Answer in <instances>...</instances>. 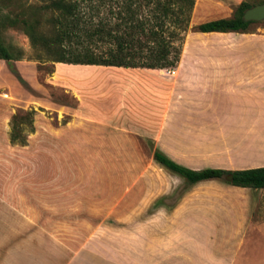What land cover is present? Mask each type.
<instances>
[{"label": "rangeland", "instance_id": "374dc122", "mask_svg": "<svg viewBox=\"0 0 264 264\" xmlns=\"http://www.w3.org/2000/svg\"><path fill=\"white\" fill-rule=\"evenodd\" d=\"M38 1L11 0L1 5L5 11L18 10ZM243 1L199 0L186 39L193 40L192 44L194 41L206 44L209 51L205 50L204 55L208 64L228 69L231 85H253L260 81L264 85V21L252 24L247 36H202L193 30L201 23L232 17ZM249 1L257 6L264 0ZM3 36L8 45L24 51L20 65L26 70L25 74L19 72L27 85L20 83L2 60L14 77L1 79L0 85V196H6L11 206L34 212L39 224L54 220L56 225L71 226L73 233L69 235L55 233L56 244L64 249L70 246L72 253L85 246L108 260L106 264H143L144 259L146 264H185V261L190 264L191 260H204L192 245L197 241L190 240L194 232L187 233L192 219L194 225L201 226L208 220L215 226L231 229L247 224L249 215L256 218L264 204L256 206L264 190L235 187L225 178L189 186L157 164L153 152L162 149L179 163L196 170L209 167L239 170L264 166V140L260 141L263 144L255 139L229 140V131L213 122L208 131L206 127L185 129L188 124L183 122L184 130L177 132L181 137L169 136L173 132L168 130L162 138L157 134L131 138L116 131L126 124L117 118V123L113 121L117 105L110 96L105 99V94H111L107 91L109 87L102 91L103 96L92 101L98 113L94 112V121L85 118L86 112L77 114V121L73 122L72 116L46 107L51 102L78 108V101L68 90L51 82L56 80L52 78L55 72L49 73L52 63L35 59L29 38L20 29L7 28ZM250 36L254 40L246 41L245 37ZM223 43L230 44V52L226 50L230 57L228 53L222 57L212 51V47L218 48L212 44ZM91 69L98 70V75L111 72L102 66ZM86 70L89 69H62L61 75L72 78ZM27 72L32 76H26ZM168 73L175 74V69L169 68ZM62 77L58 80L62 81ZM32 110L35 132L24 124L26 144H12L13 115ZM102 118L107 121H100ZM209 131L212 136H208ZM48 212H54L55 218H50ZM223 217L233 218L234 222L222 221ZM217 229L214 234H220ZM194 234L202 243L210 233L200 230ZM207 249L200 252L207 256L214 251Z\"/></svg>", "mask_w": 264, "mask_h": 264}, {"label": "crops", "instance_id": "0c3cea01", "mask_svg": "<svg viewBox=\"0 0 264 264\" xmlns=\"http://www.w3.org/2000/svg\"><path fill=\"white\" fill-rule=\"evenodd\" d=\"M196 3L195 15L200 5L199 0H196ZM197 33L202 36H233L235 34L247 36L246 33L234 32ZM248 39L254 40V36L245 37L246 41ZM192 42L193 40L186 39L180 62L173 68L175 74L168 73V69L104 68L102 66L103 69H109L112 75L107 77L109 81H100L101 75L99 78L78 75L72 78L62 77V69L76 71L91 69V67L55 63L56 70L52 78L56 80L51 82L54 85H62L68 90L78 101V108L64 104H54L57 105L54 107L51 102L47 103L46 107L72 116L73 122L77 121V114L82 115L86 112L85 118L94 121L92 116L96 112V105L92 101L99 95L103 96L102 91L109 87L107 91L111 94H105V99L110 96L111 100H116L114 102L117 105L113 121L117 123V120H121L126 124L121 129L117 127L116 131L131 138L144 134H157V137L162 138L167 136L168 130L173 132L169 136L181 137V134L177 132L184 130L181 124L183 122L188 124L185 129L192 128V131L203 127H206L208 131L210 123L213 122L218 123L217 125L223 130L229 131V140L255 139L256 143L263 144L260 142L264 140L262 81L259 82L260 84L253 85H231L228 69L208 64L204 55L205 50L209 51L206 44L201 45L196 41L192 44ZM212 45L218 47H212V51H216L222 57L228 53L226 50L229 52L231 50L230 44L227 43ZM208 46L211 47L210 44ZM191 51L193 55H190ZM228 57H230L229 53ZM2 62L0 60V85L1 79L14 77L8 73L6 64ZM17 67L25 74L26 68L20 65V61L17 62ZM30 73L27 72L26 76L31 77ZM60 77L62 81L58 80ZM32 84L36 85L34 81ZM99 120L107 121L105 118ZM193 136L196 135H191ZM208 136H212L210 131ZM258 199L260 202L256 206L259 208L264 203V196L262 198L261 195ZM262 205L256 218L249 215L246 218L247 224L233 226L231 229L215 226L214 222L210 224L208 220L201 226L194 225L192 219L187 233H195V231L198 233L201 230L208 231L210 234L200 243V238L192 233L190 240L197 241L192 245L196 247L195 251L201 254L200 257H204V260L201 262L191 260L190 264H264V204ZM247 211L250 212L248 209ZM48 216L55 218V213L48 212ZM231 219L223 217L222 221L230 220L233 223V218ZM254 219H257V223H254ZM215 228H218V232L220 230V234H214ZM60 232L68 235L73 233L71 226L56 225L54 220L39 224L34 212L11 206L6 196H0V264H106L109 262L104 258L101 259L92 250H87L83 245L73 253L70 246L64 249L58 243L57 245L54 235ZM210 240L213 242L212 245ZM206 248L214 250L213 253L206 256L202 253ZM215 249L219 252H215ZM143 264H146L145 259ZM185 264H187L186 261Z\"/></svg>", "mask_w": 264, "mask_h": 264}, {"label": "trees", "instance_id": "16d2710c", "mask_svg": "<svg viewBox=\"0 0 264 264\" xmlns=\"http://www.w3.org/2000/svg\"><path fill=\"white\" fill-rule=\"evenodd\" d=\"M0 0V60L22 83L17 62L23 60L22 48L8 45L3 33L20 29L28 38L37 61L55 63L169 69L178 66L186 34L191 29L196 0H39L18 10H4ZM264 4V1L261 2ZM255 4L244 0L230 18L201 23L200 33H249L256 21H246L245 12ZM35 112L12 117V144L25 145L24 124L35 132ZM154 161L182 178L189 186L233 175L230 185L264 189V166L239 170L223 168L192 169L179 163L162 149L153 152Z\"/></svg>", "mask_w": 264, "mask_h": 264}, {"label": "water", "instance_id": "95a60500", "mask_svg": "<svg viewBox=\"0 0 264 264\" xmlns=\"http://www.w3.org/2000/svg\"><path fill=\"white\" fill-rule=\"evenodd\" d=\"M244 19L246 21H264V4H260L248 9L244 14ZM227 181H232L233 175H228L225 177Z\"/></svg>", "mask_w": 264, "mask_h": 264}, {"label": "bare ground", "instance_id": "6f19581e", "mask_svg": "<svg viewBox=\"0 0 264 264\" xmlns=\"http://www.w3.org/2000/svg\"><path fill=\"white\" fill-rule=\"evenodd\" d=\"M85 66V65H84ZM89 67H94V66H89ZM107 68V67H106ZM109 70V69H108ZM97 71L98 70H94V69H89V70H86L85 71V73L84 72H79L80 74H78V76H86V77H98L99 78V76L100 75H98V73H97ZM82 73H84V74H82ZM105 73H109V74H103V75H101V79L100 80H108L109 78H107L110 74H111V72H105ZM112 75V74H111ZM89 79V78H88ZM113 79V78H112ZM99 80V79H98Z\"/></svg>", "mask_w": 264, "mask_h": 264}]
</instances>
